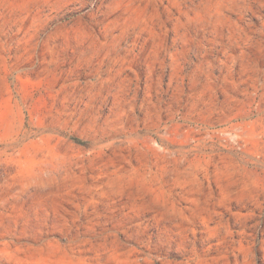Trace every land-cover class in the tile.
<instances>
[{
  "label": "rangeland",
  "instance_id": "374dc122",
  "mask_svg": "<svg viewBox=\"0 0 264 264\" xmlns=\"http://www.w3.org/2000/svg\"><path fill=\"white\" fill-rule=\"evenodd\" d=\"M0 264H264V0H0Z\"/></svg>",
  "mask_w": 264,
  "mask_h": 264
}]
</instances>
